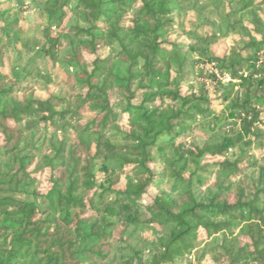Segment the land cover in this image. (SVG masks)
Instances as JSON below:
<instances>
[{
    "label": "trees",
    "instance_id": "trees-1",
    "mask_svg": "<svg viewBox=\"0 0 264 264\" xmlns=\"http://www.w3.org/2000/svg\"><path fill=\"white\" fill-rule=\"evenodd\" d=\"M15 2L0 264H264V0Z\"/></svg>",
    "mask_w": 264,
    "mask_h": 264
},
{
    "label": "rangeland",
    "instance_id": "rangeland-1",
    "mask_svg": "<svg viewBox=\"0 0 264 264\" xmlns=\"http://www.w3.org/2000/svg\"><path fill=\"white\" fill-rule=\"evenodd\" d=\"M9 2H10V5H11V7L12 8H14V9H16L17 7H16V2H15V0H9ZM28 3V2H27ZM23 16L25 17V19H26V21L27 22H33V24H32V26L30 27H28L27 25H25V27L27 28V29H29L30 30V33H29V35L28 36H32V34H33V32H34V29H32V27L33 28H35L36 27V24H35V21H34V15H33V13L31 12V11H24V13H23ZM0 26H1V24H0ZM22 27H24L23 26V24H22ZM186 29L188 30V29H190V30H192V28L191 27H186ZM198 34L200 35V32H198ZM232 46V39L231 38H226V39H220L219 41H218V43L216 44V45H214L213 47H212V54L215 56V57H223L224 55H226L227 54V52H228V50H229V48ZM8 55H9V53H8ZM104 55V53L103 54H101V56H103ZM10 58V57H9ZM12 60H11V58H10V62H11ZM55 70H57V69H55ZM55 70H52V71H50V73L53 75L50 79H51V82H52V84L55 86V89H57V92H59V90H61V88H62V84L60 83L61 82V80H62V78H64V76H63V74H61V72L59 71V74H57L56 72H55ZM52 88V87H51ZM50 88V89H51ZM209 93L211 94V96L213 97V95H215L214 94V92L212 91V90H209ZM42 95V97H44V96H46L45 94H41ZM114 102V101H113ZM113 104V103H112ZM122 127H123V129H125L126 128V122H125V117H123V121H122ZM191 136H193V135H190L189 137H188V139H190L191 138ZM179 141H184V139L182 138V139H180ZM149 197L148 196H145L142 200H141V202H142V204H144V205H146V204H148L149 203Z\"/></svg>",
    "mask_w": 264,
    "mask_h": 264
},
{
    "label": "built area",
    "instance_id": "built-area-1",
    "mask_svg": "<svg viewBox=\"0 0 264 264\" xmlns=\"http://www.w3.org/2000/svg\"><path fill=\"white\" fill-rule=\"evenodd\" d=\"M201 69L208 71V73H211L214 75L216 80H221L222 82H228L229 78L227 76L221 77L218 70L213 64H206L204 66H201Z\"/></svg>",
    "mask_w": 264,
    "mask_h": 264
}]
</instances>
